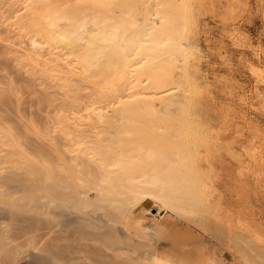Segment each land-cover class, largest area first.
<instances>
[{"label": "bare ground", "instance_id": "obj_1", "mask_svg": "<svg viewBox=\"0 0 264 264\" xmlns=\"http://www.w3.org/2000/svg\"><path fill=\"white\" fill-rule=\"evenodd\" d=\"M59 1L14 0L24 11L11 25L33 52L62 62L67 77L90 81L105 104L92 101L84 115L57 121L61 141L52 161L0 156V264H171L157 243L162 212L218 240L220 252L205 255L198 243L195 264L232 263L229 255L264 264V222L247 217L246 208L252 195L264 199L250 162L254 137L242 131L236 152L231 127L197 111L189 73L195 27L185 3L143 0L140 21L86 76L91 63L82 66L81 49L93 31L105 33L89 11L81 38L56 30L49 17ZM251 72L264 81L261 69ZM256 110L264 118V99ZM148 203L157 211L145 213L149 221L139 215ZM52 229L56 252L43 242Z\"/></svg>", "mask_w": 264, "mask_h": 264}, {"label": "rangeland", "instance_id": "obj_2", "mask_svg": "<svg viewBox=\"0 0 264 264\" xmlns=\"http://www.w3.org/2000/svg\"><path fill=\"white\" fill-rule=\"evenodd\" d=\"M180 2L188 7L189 17L195 27L194 43L197 49L189 73L198 92L195 97L196 109L202 118L231 127L232 148L236 152L242 131L255 138L256 142L253 138L248 147L250 162L253 160L252 163L256 164L252 172L258 181L260 179L258 189L264 193V118L256 110V106L264 99V81H256L251 72L252 67L264 71V0ZM54 6L50 9L52 16L49 18L54 20L56 30L81 38L80 31L85 29L89 11L105 33L93 31L91 39L81 49L82 66L88 60L91 63L85 72L86 76L98 70L100 57L110 52L116 43L115 39L124 36L128 28L133 27L132 24L140 21L145 7L143 0H64ZM22 10L14 0H0V156L10 153L15 160L26 156L37 161L44 158L52 161L55 158L54 142L61 141L57 121L67 119L72 114L84 115L93 107L92 101H98L96 104L100 107L105 103L94 92L90 81L83 82L77 75L67 77L68 69L62 62H54L46 50H41V54L31 50L24 33L11 25L16 21L14 18L18 20L23 14ZM31 52L32 60L27 57ZM53 64L57 65L54 74H47L45 68ZM170 110L173 115L176 113L174 106ZM252 196L251 204L246 207L252 212L247 213V217L264 222V199L255 198V194ZM147 212L157 213L149 203L139 213L149 221L151 215L145 214ZM156 218H161L158 248L166 253L171 264H194L195 251L192 246L197 247L199 242L207 247V253L216 248L220 252L221 246L216 238L181 224L174 214L162 212ZM175 226L187 229L186 236H182L188 242L191 241L188 245L185 244L186 239L184 242H180L183 240L180 238L179 241L169 240L181 236L173 232ZM53 232L54 229L43 242L52 252H56L57 236ZM184 248L188 252L180 254ZM225 258L227 262L233 260L228 264H241L232 255Z\"/></svg>", "mask_w": 264, "mask_h": 264}, {"label": "crops", "instance_id": "obj_3", "mask_svg": "<svg viewBox=\"0 0 264 264\" xmlns=\"http://www.w3.org/2000/svg\"><path fill=\"white\" fill-rule=\"evenodd\" d=\"M263 71V70H262ZM264 72V71H263ZM180 222V221H179ZM181 223V222H180ZM174 230H173V232L175 233V234H178V233H180V235L181 236H174V238H170L169 240L170 241H174V240H177V241H179V239L178 238H180V239H183V240H180V242L181 241H183L184 242V240L186 239V242H185V244L187 243V245L189 244V242H191V241H187L188 239L187 238H185L184 236H186V232H187V229L185 228H183V229H181L180 227H174L173 228ZM182 234H185L184 236H182ZM182 244V243H181ZM184 244V245H185ZM193 247V250L195 251V257L193 258V260L192 261H194L193 263L195 264V262L197 261V259L199 258V256H200V253H199V251H198V245H197V247L196 246H192ZM185 249V248H184ZM206 250H207V247L205 246V248H204V250H203V254L205 255V254H207V252H206ZM184 252H188V250H183L182 249V253H180V254H183ZM165 255V257L167 258V255H166V253L164 254ZM167 260H168V258H167ZM169 261V260H168ZM170 263V262H169Z\"/></svg>", "mask_w": 264, "mask_h": 264}]
</instances>
